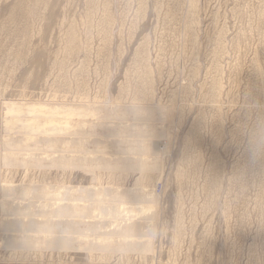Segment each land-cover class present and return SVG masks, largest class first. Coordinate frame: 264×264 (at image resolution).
<instances>
[{
    "label": "rangeland",
    "instance_id": "374dc122",
    "mask_svg": "<svg viewBox=\"0 0 264 264\" xmlns=\"http://www.w3.org/2000/svg\"><path fill=\"white\" fill-rule=\"evenodd\" d=\"M17 101L68 103L74 121L107 104L157 107L145 122L162 160L98 179L153 191L139 251L0 249V264H264V0H0V134ZM4 169L1 183L23 178ZM71 171L65 182H90Z\"/></svg>",
    "mask_w": 264,
    "mask_h": 264
},
{
    "label": "bare ground",
    "instance_id": "6f19581e",
    "mask_svg": "<svg viewBox=\"0 0 264 264\" xmlns=\"http://www.w3.org/2000/svg\"><path fill=\"white\" fill-rule=\"evenodd\" d=\"M67 105L17 101L2 106L0 171H20L23 178L14 186L13 181L2 180V184L0 180V249L23 260L27 253L43 256L46 251L52 257L85 249L100 260L107 259L109 252L139 251L143 229L150 226L151 219L146 217L154 215L153 191L150 195L149 187L138 178L127 188L98 179L103 172L105 176L128 170L144 174L160 167L161 151L152 140L162 134L145 122L159 118L160 112L156 106L137 109L105 104L106 108H93L96 112L89 113L88 119L74 121L80 116L78 110ZM90 145L96 149L90 150ZM31 169L43 179L28 180L26 173ZM72 169L89 175L90 182H65L61 174ZM150 209L153 215L151 211L141 214ZM140 214L145 216L143 221L138 219Z\"/></svg>",
    "mask_w": 264,
    "mask_h": 264
},
{
    "label": "clouds",
    "instance_id": "9594fccd",
    "mask_svg": "<svg viewBox=\"0 0 264 264\" xmlns=\"http://www.w3.org/2000/svg\"><path fill=\"white\" fill-rule=\"evenodd\" d=\"M256 147L262 154H264V135H261L256 144Z\"/></svg>",
    "mask_w": 264,
    "mask_h": 264
}]
</instances>
